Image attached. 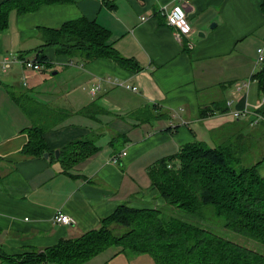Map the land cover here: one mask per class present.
Masks as SVG:
<instances>
[{
	"label": "crops",
	"instance_id": "0c3cea01",
	"mask_svg": "<svg viewBox=\"0 0 264 264\" xmlns=\"http://www.w3.org/2000/svg\"><path fill=\"white\" fill-rule=\"evenodd\" d=\"M262 1L72 0L23 15L10 13L8 28L0 32V264H10L5 257L19 258L78 238L122 203L164 207L147 174L153 163L193 141L218 147L247 139L246 131L264 130L255 113L257 84L251 79L261 66L258 49L264 59ZM176 4L186 12L188 34L167 24L166 15ZM82 17L106 29L108 44L135 60L140 70H125L109 59L83 64L46 48L40 70L18 61L1 71L10 52L36 59L40 28H58ZM238 83L245 86L238 90ZM11 93L42 104L38 119L43 125L69 113L46 129L50 149L91 135L99 149L66 172L58 162L23 155L25 130L34 120ZM214 103L228 111L200 118ZM84 109L89 111L84 114ZM236 111L243 115L235 117ZM117 136L119 143L111 145ZM259 141L262 152L264 134ZM251 160L262 161L257 170L264 177V154ZM57 212L72 223L54 224ZM84 264L155 263L149 255L109 248Z\"/></svg>",
	"mask_w": 264,
	"mask_h": 264
},
{
	"label": "trees",
	"instance_id": "16d2710c",
	"mask_svg": "<svg viewBox=\"0 0 264 264\" xmlns=\"http://www.w3.org/2000/svg\"><path fill=\"white\" fill-rule=\"evenodd\" d=\"M72 0H2L0 2V32L8 28L11 12L23 15L36 11L42 5L66 4ZM264 14V0L260 6ZM42 44L36 50L34 63L42 67L44 50L54 49L86 64L96 59H109L121 68L140 70L133 59L121 56L110 44L109 33L95 21L78 18L58 28H40ZM20 60L27 61L21 56ZM30 61V60H28ZM257 84L260 105L256 114L264 122V59L251 77ZM20 109L33 121L25 130L27 142L21 153L41 158L49 154V162H58L66 172L86 160L99 149L95 137L77 138L63 145L56 158L44 138L46 129L58 126L60 120H39L43 105L22 93H11ZM263 99V100H262ZM89 109L81 112L86 114ZM228 108L214 103V108L202 111L200 118L214 113H226ZM148 115H142L147 117ZM142 118L141 115H138ZM144 119V118H143ZM112 139L110 144L115 145ZM116 143V144H117ZM236 143L210 147L199 141L183 145L177 154L162 158L147 170L151 185L163 198L164 208H132L122 203L99 226L75 239L60 240L56 245L22 255L5 257L10 264H84L109 248L131 255H149L155 264H264V255L246 244L228 240L208 229L206 214L222 220L225 228L238 236L264 247V177L255 164L244 165ZM243 151L245 149L243 148ZM243 161V162H242ZM177 208L190 215L185 221L165 216L167 208ZM203 222V223H202Z\"/></svg>",
	"mask_w": 264,
	"mask_h": 264
},
{
	"label": "rangeland",
	"instance_id": "374dc122",
	"mask_svg": "<svg viewBox=\"0 0 264 264\" xmlns=\"http://www.w3.org/2000/svg\"><path fill=\"white\" fill-rule=\"evenodd\" d=\"M257 56H258V54H257ZM255 69H257V67H255ZM205 101H206V99L204 98V99H201L200 102L201 103L203 102V104H204ZM256 118H257V116H256ZM253 125H256V123L253 124ZM258 126L263 127L262 124H259ZM247 134L249 136L247 139H246V137L245 138L238 137L237 138L238 141H236V149L242 147V151L240 152V156H241V159L244 161V162L242 161L244 165L252 164L253 163L252 160H251L252 158L261 155V153H262V155L264 154V151H262V152L259 151L261 149V145H260L261 142L259 141V138L263 136L264 130L261 129L258 132H253V131L248 132V131H246L245 136ZM243 148L245 149V151H243ZM161 208H164V207H161ZM164 213H165L164 215L166 217L171 215L174 218L182 219V220H185V221H190L191 220L190 215H188L187 213H184L182 210H179L177 208H171L170 209L168 207L164 211ZM204 224H205V226L208 229L212 228V231H214L218 235H220V236H222V237H224V238H226L228 240L234 241V242H238V243H241V244H246L248 247H250V248H252L254 250H257V252H259V253L264 255V247L263 246H261L258 243H254L253 241H248L246 238L238 236L235 233H233V232H231V231H229V230H227L225 228H222L221 227L222 226V220L221 219L216 218V217H214V216H212V215L207 213L206 214V219L204 221ZM145 257H148V256H145Z\"/></svg>",
	"mask_w": 264,
	"mask_h": 264
},
{
	"label": "built area",
	"instance_id": "2783aa9c",
	"mask_svg": "<svg viewBox=\"0 0 264 264\" xmlns=\"http://www.w3.org/2000/svg\"><path fill=\"white\" fill-rule=\"evenodd\" d=\"M166 19H167V24L171 27H175L176 29L179 30L180 33L182 34H188L190 29L187 25L186 22V12L184 10V8L182 7V5L180 4H176L174 5L171 10L167 13L166 15ZM258 64L261 65L262 61H263V57H262V50L258 49ZM20 62L22 63V65L28 69H32L34 71H38L41 69V66L37 63H34L33 61H22L18 58V55L14 54V53H8L4 56L2 62H1V71L2 72H6L10 65H12L14 62ZM242 86H245V84H236V88L239 90L241 89ZM233 115L235 117H240V112L236 111L233 113ZM258 118V117H257ZM261 119V118H260ZM126 153L122 152L119 156H125ZM53 222L56 225H70L72 223V219L68 216L65 215L63 213L57 212L54 216H53Z\"/></svg>",
	"mask_w": 264,
	"mask_h": 264
},
{
	"label": "water",
	"instance_id": "95a60500",
	"mask_svg": "<svg viewBox=\"0 0 264 264\" xmlns=\"http://www.w3.org/2000/svg\"><path fill=\"white\" fill-rule=\"evenodd\" d=\"M202 37V35H200ZM55 157L57 158L58 155H59V151L58 150H55L54 153ZM45 159H48L49 158V154L45 153L44 156H43Z\"/></svg>",
	"mask_w": 264,
	"mask_h": 264
}]
</instances>
